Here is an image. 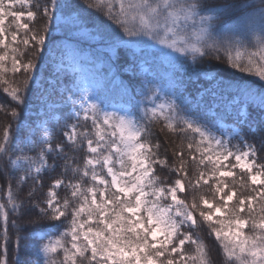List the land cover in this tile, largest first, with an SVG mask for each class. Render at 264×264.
<instances>
[{"label": "snow or ice", "instance_id": "snow-or-ice-1", "mask_svg": "<svg viewBox=\"0 0 264 264\" xmlns=\"http://www.w3.org/2000/svg\"><path fill=\"white\" fill-rule=\"evenodd\" d=\"M92 12L112 27L114 42L146 38L204 65L209 76L215 62H223L255 78L254 87L229 93L238 125L230 129L182 114L175 98L157 103L159 88L151 81L134 113L106 111L87 91L78 95L64 87L62 103L71 107L63 116L17 123L15 135L7 124L0 135V173L8 180L0 202V264H214L201 232L218 242L219 264H264V156L258 159L264 152V0H0V85L15 105L7 113L13 121L29 108L30 93H39V107L47 109L38 116L53 111V86L41 78L33 87L45 52L53 51L51 31L67 29L70 19L103 39L85 15ZM38 18L39 27H30ZM17 73L23 79L8 78ZM247 101L258 117L248 118ZM60 119L63 139L54 142L49 124ZM157 123L161 131L183 134L171 165L154 141ZM157 166L177 178H162ZM57 167L60 175L42 191L45 174ZM237 168L244 173L239 181ZM62 187L68 192L63 198L57 192ZM189 190L190 200L181 198ZM10 217L23 218L24 226Z\"/></svg>", "mask_w": 264, "mask_h": 264}, {"label": "trees", "instance_id": "trees-1", "mask_svg": "<svg viewBox=\"0 0 264 264\" xmlns=\"http://www.w3.org/2000/svg\"><path fill=\"white\" fill-rule=\"evenodd\" d=\"M85 3L88 0H84ZM17 11H21L19 6ZM88 17L90 24H95L100 27L104 33L103 39L92 30H81L74 26L71 20H67V29L58 30L53 27L51 31V40L49 47L53 49L52 52L58 50L61 39H67L74 43H79L84 49H87L93 57V62H100L101 66L99 71L103 72L104 87L101 99L98 104L106 111H117L116 108L119 104L128 105L132 112H135V106L144 99L147 93L148 82L151 81V85L155 88H159V99L157 103L168 98H175L177 104L183 109L185 115L191 114L194 119H200L202 122L211 121L219 126L222 122L227 124H236V110L229 103V93H235L237 89H245L254 87L253 77L247 74L240 73L234 69L229 68L223 62H215L217 64V71L213 72L211 76H215L216 79H212L211 76L206 75L202 69L204 65L197 63L192 64L190 58H184L180 55L176 57H165L162 52L156 48H153L152 43L146 41L143 37H124L125 40L131 39L133 41L130 45L114 42L111 38L112 27L105 26L103 21L104 17L99 13L92 12L91 14H85ZM27 22V20L23 21ZM42 20L39 18L37 21L30 24V27H39ZM23 47V46H21ZM48 52H45V58L41 61V72L37 74V84L33 85L34 89L39 88V80L44 78L47 81L45 87L49 85L53 86L49 88L51 95L48 96V100L54 104L61 103L63 97L60 95L61 87H68L73 84L74 78L65 70H59L55 72L50 64ZM24 60L28 59L26 54L23 57ZM111 73V77L107 75ZM10 80L23 79L22 73H17L15 77L9 76ZM223 81V84L220 83ZM143 83L144 88H141ZM231 87H227V86ZM5 85H0V135H2L4 127L12 123L13 134L15 135L16 124H22L30 116L28 109H25L20 121H13L11 116L7 113L12 107H15L10 100L5 97L3 88ZM135 90V92H133ZM32 102L40 104L38 99L39 93L32 94ZM239 99V97H237ZM220 100L221 105L213 108L211 100ZM147 103V102H145ZM258 103V102H257ZM223 105V107H222ZM151 106V105H147ZM248 118L252 119L259 116V110L253 105L251 101H247L243 104ZM54 111L58 116H63L66 113L64 107H54ZM119 112V111H118ZM71 122V121H70ZM64 120L60 119L59 122H52V128L54 129V142H59L62 137L64 129ZM238 127V125H237ZM152 131L154 133V141L158 140L161 143V155L167 156L169 165L174 162L173 151L179 150V146L183 140V134L179 132H169L166 129L161 131V125L159 123L152 125ZM213 131L217 135L221 134V131H217L213 128ZM245 131H247L245 129ZM249 142H256L259 147L258 141H253L251 135L248 136ZM186 143V141H185ZM233 145L237 144V140H232ZM34 155L35 153H29ZM83 156V153H80ZM264 156V152L258 153L259 157ZM184 158L188 160L186 165L188 172V179L195 180L194 172L195 168L188 157V151L184 149ZM234 162V160L232 161ZM52 163V160H49ZM237 173L236 180L239 181L240 176L244 175L239 168L234 169ZM61 169L56 168L54 172H48L45 174L44 183L46 187L42 190L47 191V185L51 183L50 178H55L60 175ZM157 173L162 176H167L168 179L175 180L177 177L175 173L169 172L167 168L161 170L157 166ZM18 175V173H17ZM246 179V177H245ZM226 181L231 184L232 178H226ZM8 180L3 173H0V202L4 200L7 190ZM188 181H185L187 186ZM14 191L16 190V181L12 180ZM27 188L24 191L17 192L20 198H23L26 194ZM204 191V189H201ZM58 195L63 198L68 195V192L62 187L57 190ZM181 198L189 199L193 195V192L189 190L186 193L179 194ZM10 219H16L17 223L24 226V219L21 217H10ZM45 225H39L38 227H44ZM10 234L15 235L14 230L10 229ZM24 233H21L23 235ZM55 235V234H54ZM201 235L205 237V241L209 246V255L213 259L214 264H219L220 250L218 242L215 241V237H207L205 232H201ZM186 250L189 246H185Z\"/></svg>", "mask_w": 264, "mask_h": 264}, {"label": "rangeland", "instance_id": "rangeland-1", "mask_svg": "<svg viewBox=\"0 0 264 264\" xmlns=\"http://www.w3.org/2000/svg\"><path fill=\"white\" fill-rule=\"evenodd\" d=\"M153 48H156L162 52L165 57H176L179 54L169 53V50L163 49L158 45H151ZM50 64L54 68L55 72L59 70L67 71L74 78V82L72 85L68 86L73 91H75L78 95L84 91H87L91 99L96 103L99 102L102 96L101 90L104 87V79L103 72H99L100 64L93 65V57L89 53L87 49H84L80 46L79 43H74L67 39H61L60 45L58 46V50L55 52H51L49 54ZM108 78L111 77V73L107 75ZM38 85V84H37ZM63 90L61 87L60 92ZM63 101V100H62ZM49 107L53 109V111L49 112L48 116L37 115L36 113L39 111L41 113L47 111V109H42L39 107L37 102H32L29 106L28 110L29 117L26 119L28 123H32L37 120H43L50 118L52 115H58L54 111V107H64L67 111L70 109V105L65 106L62 102L58 104H54L49 101ZM213 108H216L221 105L220 100H211L210 101ZM223 107V105H222ZM119 112H132L128 105L119 104L116 108ZM66 111V112H67ZM133 113V112H132ZM25 122V121H24ZM23 122V123H24ZM22 123V124H23ZM52 127V122L49 124ZM233 127H237L235 124H227L222 122L220 124V129H230Z\"/></svg>", "mask_w": 264, "mask_h": 264}]
</instances>
